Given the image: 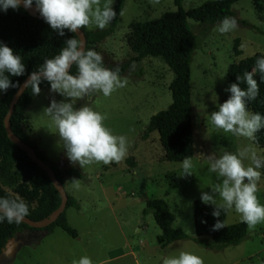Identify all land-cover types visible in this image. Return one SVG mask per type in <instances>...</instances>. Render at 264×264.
Returning a JSON list of instances; mask_svg holds the SVG:
<instances>
[{"label":"rangeland","instance_id":"rangeland-1","mask_svg":"<svg viewBox=\"0 0 264 264\" xmlns=\"http://www.w3.org/2000/svg\"><path fill=\"white\" fill-rule=\"evenodd\" d=\"M207 0H181L185 10ZM109 0H101V6ZM116 0H112L113 7ZM123 16L114 32L95 44L104 58V66L120 68V77L127 78L124 88L105 97L97 93L77 102L87 104L106 116L104 125L114 135L127 137V155L120 163H93L80 168L69 162L63 142L51 118L43 113L51 99L62 97L50 93V87L41 88L25 112V129L32 141L63 170L76 167L82 178L65 176V190L74 196L79 209L66 208L68 223L76 230L72 237L59 227L50 233L24 230L11 238L0 254V264H72L83 256L93 264H162L166 256L179 251L191 252L202 258L204 264H264V222L255 229L247 228L246 237L237 245L219 249L200 246L194 227L193 203L202 191H211L218 183L216 174L209 173L211 154L219 157L223 151L232 153L250 143L245 138L224 133L210 123V114L218 110L230 95L227 68L237 58L233 53L234 40L241 50L240 57L264 54V0H238L232 5L238 28L227 34L216 31L215 25L204 28L187 18L196 35L197 47L190 61L191 105L194 153L191 156V176L182 175V161H168L156 131L145 135L150 116L165 109L171 102L169 83L173 73L159 58L149 56L133 60L127 39L130 23L157 18L166 11L176 10L174 0H124ZM247 22V25L240 21ZM90 29H96L92 27ZM129 62L126 68L122 65ZM135 70H131L132 63ZM251 111V110H249ZM252 112V111H251ZM264 155V146L254 144ZM248 164V161H245ZM257 198L264 205V168ZM79 179V187L71 180ZM0 184H3L0 180ZM11 189L10 186H5ZM165 200L174 214L172 226L181 228L189 237L160 247L157 236L160 228L152 211L144 213L146 200ZM218 199V203L222 201ZM240 220L239 214L229 210L225 223ZM203 239L211 241L209 236Z\"/></svg>","mask_w":264,"mask_h":264},{"label":"trees","instance_id":"trees-1","mask_svg":"<svg viewBox=\"0 0 264 264\" xmlns=\"http://www.w3.org/2000/svg\"><path fill=\"white\" fill-rule=\"evenodd\" d=\"M238 0H207L203 3L185 10L181 0H174L176 10L166 11L157 18L130 23L131 31L127 39L133 60H140L153 56L161 59L172 71L173 78L169 83L171 102L162 110L152 114L148 120L145 135L156 131L163 150V156L168 161H183L193 156V123L191 105V81L190 61L197 39L191 30L187 18L194 19L204 28L219 23L225 16L233 17L232 5ZM124 0H116L114 9L117 12L116 18L105 29L100 30L82 29L86 39V46L94 49L95 44L111 35L120 20V11ZM242 24L247 22L241 20ZM75 34L65 30L63 37L52 31L50 26L40 16H34L22 6L19 10L8 9L0 11V42L13 49L15 54L22 57L26 71L22 76H10L14 84H20L29 73L36 70L45 58H52L57 55L64 46L66 39ZM238 39L234 40L233 53L237 57L227 68V78L231 83H236V77H243L245 72H250L255 66L257 58L264 56L255 53L252 56L240 57L241 50L238 49ZM129 62L122 65L126 68ZM75 68H73V74ZM6 75H8L6 73ZM258 82L259 94L255 100L248 102V109L252 112L264 115V82H260L259 74H254ZM242 88L246 84L241 83ZM50 87L47 82H42L40 88ZM17 88H9L7 92H0V196L21 197L29 206L27 217L33 220H42L54 211L61 202V196L37 163L14 144L7 136L4 127V116L7 113L12 95ZM34 95L31 89L25 88L16 101L10 125L12 131L30 145L40 159L44 160L52 168L56 178L65 186V176L82 178V174L76 167L69 166L61 170L58 165L49 159L46 154L32 141L25 129V112L31 103ZM256 145L264 146V129L256 133ZM10 186L11 189L5 188ZM74 207L79 209V203L74 196L67 192L65 209L58 217L48 225L40 228L30 227L24 222L20 224H9L6 220L0 223V254L6 247L8 241L16 234L24 230L45 231L50 233L55 227H59L72 237L77 236L76 230L68 223L66 208ZM213 206L205 205L197 199L193 203L194 227L197 237L195 241L200 246L222 248L239 244L247 234V225L241 221L231 224L225 223L227 211H222L221 219L226 225L217 231H212L216 219L211 215ZM152 211L154 220L160 228L157 240L160 247L168 243L186 239L189 236L181 229L174 228L172 222L174 214L170 211L167 202L161 198H150L146 200L144 213ZM206 221V223L202 222ZM202 236H209L211 241L203 239Z\"/></svg>","mask_w":264,"mask_h":264},{"label":"clouds","instance_id":"clouds-1","mask_svg":"<svg viewBox=\"0 0 264 264\" xmlns=\"http://www.w3.org/2000/svg\"><path fill=\"white\" fill-rule=\"evenodd\" d=\"M21 6L26 11L38 13L59 36L63 37L65 30L75 34L65 40L57 55L45 58L43 64L31 72L24 83V87L30 88L31 94L36 96L41 92L40 84L47 82L50 93L62 97L57 100L53 96L43 113L55 125L67 159L82 169L93 163H120L127 155V137L114 135L104 125L106 116L87 104L77 107V102L86 97L90 98L97 93L108 97L128 83L127 78L120 77L119 67L113 70L104 66L102 54L88 48L83 33L80 32V29L92 27L103 30L110 25L117 16L112 0L102 6L101 0H0V11L3 12L10 8L19 10ZM123 14L121 10L119 15ZM238 26L235 17L225 16L215 30L220 34H227ZM135 68L133 62L131 70L134 71ZM25 71L22 57L0 42V92L18 88L19 85L12 83L9 75L18 77L24 75ZM256 73L259 74L260 82H264V56L256 59L252 71L245 72L243 77H236L237 82L225 89L230 93L228 98L219 104L218 110L210 114V123L216 129L253 142L241 146L235 153L223 151L219 157L214 154L208 156V172L215 173L219 182L210 188V192L202 191L200 199L203 204L214 208L211 215L217 219L212 231L226 227L219 219L222 211L234 210L249 230L264 222V205H261L256 195L261 180L259 170L264 168V155L254 147L257 143L256 133L264 129V115L248 109V102L255 100L259 94L258 82L254 78ZM241 83L246 84V88H242ZM245 161H248L247 165ZM181 167V176L193 175L191 157L186 156ZM71 182L79 187V179L73 178ZM217 198L222 203H218ZM28 215L29 206L21 197L0 196V223L6 220L9 224H20ZM72 264L93 262L91 258L83 256L78 261L73 260ZM162 264L204 262L198 255L179 251L178 255L164 257Z\"/></svg>","mask_w":264,"mask_h":264},{"label":"water","instance_id":"water-1","mask_svg":"<svg viewBox=\"0 0 264 264\" xmlns=\"http://www.w3.org/2000/svg\"><path fill=\"white\" fill-rule=\"evenodd\" d=\"M34 7H35V4H33V8ZM28 12L34 16H39L38 13H33L32 11H28ZM80 32L83 33V36L85 39V35H84V32L82 29H80ZM28 75L25 76V78L21 81V83L19 84V87L16 89V91L12 95V98L10 100L8 110L4 116L3 122H4V127H5V130H6V133H7V136L9 137V139L14 144H16L18 147H20L23 151H25L26 154L32 159V161L37 163L43 170L46 171L47 176L50 178L52 184L54 185V187L57 189V191L59 192V194L61 196L60 205L54 211H52L49 214V216L45 217L42 220H33L29 217H26L23 221L24 223H26L30 227L40 228V227H44V226L48 225L49 223H51L52 221H54L58 217V215L65 209L66 201H67V192L65 190L64 185L56 178V176H55L52 168L50 167V165L47 164L44 160L37 157L35 150L30 145H28L25 141H23L20 137H18L11 129L10 115L12 114V111H13V108H14L16 101L18 100L19 96L25 90L24 83L27 80Z\"/></svg>","mask_w":264,"mask_h":264},{"label":"crops","instance_id":"crops-1","mask_svg":"<svg viewBox=\"0 0 264 264\" xmlns=\"http://www.w3.org/2000/svg\"><path fill=\"white\" fill-rule=\"evenodd\" d=\"M20 233H21V232H20ZM20 233H19V234H20Z\"/></svg>","mask_w":264,"mask_h":264}]
</instances>
